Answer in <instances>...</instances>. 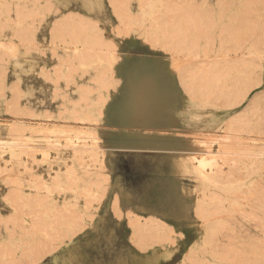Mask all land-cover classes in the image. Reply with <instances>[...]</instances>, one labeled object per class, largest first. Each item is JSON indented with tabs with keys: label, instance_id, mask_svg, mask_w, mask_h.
Listing matches in <instances>:
<instances>
[{
	"label": "rangeland",
	"instance_id": "1",
	"mask_svg": "<svg viewBox=\"0 0 264 264\" xmlns=\"http://www.w3.org/2000/svg\"><path fill=\"white\" fill-rule=\"evenodd\" d=\"M263 127L264 0H0V264H264Z\"/></svg>",
	"mask_w": 264,
	"mask_h": 264
},
{
	"label": "bare ground",
	"instance_id": "2",
	"mask_svg": "<svg viewBox=\"0 0 264 264\" xmlns=\"http://www.w3.org/2000/svg\"><path fill=\"white\" fill-rule=\"evenodd\" d=\"M255 55V54H254ZM232 106V105H231ZM234 106V105H233ZM264 128V127H263ZM262 130V129H261ZM264 138V137H263ZM18 146V145H17ZM264 147V146H263ZM73 150H74V148H72ZM76 149V148H75ZM22 153V152H21ZM262 153V152H261ZM18 154H20V153H18ZM72 154V153H71ZM75 154H77V153H75ZM255 154V153H254ZM262 154H264V152L262 153ZM261 154V155H262ZM73 155V154H72ZM221 155V154H220ZM225 155V154H224ZM237 155V154H236ZM21 156V155H20ZM74 156V155H73ZM252 156H253V154H252ZM260 156V155H259ZM67 157V156H66ZM69 157V156H68ZM254 157V156H253ZM229 158V157H228ZM230 159V158H229ZM228 159V160H229ZM206 160V159H205ZM231 160V159H230ZM207 161V160H206ZM229 162V161H228ZM231 162V161H230ZM227 163V162H226ZM233 163V162H232ZM237 163H238V161H237ZM201 164V163H200ZM210 166H214L215 165V163L214 162H212L211 164H209ZM250 165V164H249ZM203 166H205V165H203ZM36 167V166H35ZM30 170V169H29ZM219 170H215V173H217ZM220 172V171H219ZM216 179V178H215Z\"/></svg>",
	"mask_w": 264,
	"mask_h": 264
}]
</instances>
